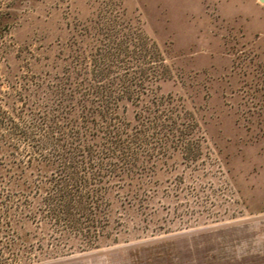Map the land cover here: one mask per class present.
Wrapping results in <instances>:
<instances>
[{
  "label": "rangeland",
  "instance_id": "374dc122",
  "mask_svg": "<svg viewBox=\"0 0 264 264\" xmlns=\"http://www.w3.org/2000/svg\"><path fill=\"white\" fill-rule=\"evenodd\" d=\"M121 36L154 43L166 75L126 118L162 97L194 121L197 156L162 158L145 207L112 191L94 246L14 224L16 264H264V0H0L2 109L26 87L40 102ZM11 152L0 148V178L20 170Z\"/></svg>",
  "mask_w": 264,
  "mask_h": 264
},
{
  "label": "trees",
  "instance_id": "16d2710c",
  "mask_svg": "<svg viewBox=\"0 0 264 264\" xmlns=\"http://www.w3.org/2000/svg\"><path fill=\"white\" fill-rule=\"evenodd\" d=\"M144 46L140 36L115 38L93 63H74L40 102L26 87L7 108L0 104V148H11L21 165L0 178V264L20 261L13 225L22 220L49 226L55 240L94 246L106 234L112 191L124 190L128 203L141 196L145 207L146 183L162 158L177 150L197 156L194 121L162 97L144 102L133 121L125 116L128 103L143 102L166 77L155 44Z\"/></svg>",
  "mask_w": 264,
  "mask_h": 264
}]
</instances>
